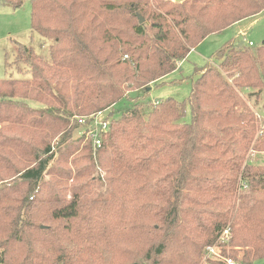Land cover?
<instances>
[{
    "label": "trees",
    "instance_id": "1",
    "mask_svg": "<svg viewBox=\"0 0 264 264\" xmlns=\"http://www.w3.org/2000/svg\"><path fill=\"white\" fill-rule=\"evenodd\" d=\"M151 1L31 0L30 29L49 41L48 58L19 46L14 65L29 80L0 81V264H199L229 222L230 258L239 247L241 264H264V167L245 163L244 193L237 211L230 207L248 152L264 151V123L236 92L264 93V42L233 40L216 52L217 66L195 71L189 123L172 99L142 106L132 98V108L109 121L100 148L84 142L90 157L73 159L74 180L84 182L67 194L63 181L72 175L58 165L84 141H71L79 118L88 124L129 102V93H145L206 37L264 11V0H202L197 10L199 0ZM67 83L72 105L60 88L57 108L22 101ZM16 125L17 137L7 136ZM44 133L60 135L64 150L51 168ZM14 156L20 165L7 167ZM96 165L104 182L89 178Z\"/></svg>",
    "mask_w": 264,
    "mask_h": 264
},
{
    "label": "rangeland",
    "instance_id": "2",
    "mask_svg": "<svg viewBox=\"0 0 264 264\" xmlns=\"http://www.w3.org/2000/svg\"><path fill=\"white\" fill-rule=\"evenodd\" d=\"M170 5L181 4L185 2L193 3L194 0H164ZM154 0L151 1V4ZM204 4L202 0L197 2L196 10L198 7H202ZM30 12H31V0H23L22 5L18 9H13L9 7H0V81L6 79L12 80H29V75L23 76L17 71V66L14 65V60L17 56V51L19 46H23L26 48L33 49L38 55L43 57L44 59L48 58V47L49 41L41 38L37 34H35L30 29ZM255 17V16H253ZM249 17L240 21V24L225 29L224 31L216 34H212L206 37L198 46L192 49L187 57L181 61L180 63L176 64V70L169 75L165 76L155 84H150L149 91H142L138 92H131L127 95V100L121 101L117 104L114 108L106 109L102 111V114H99L95 119L94 114L91 116L89 123L85 122L84 118H79L80 124L82 127L78 128L74 131V134L71 136V141H74L81 136H84V141L79 144V150L73 155L69 156L66 161H63L62 164H59L60 170H67L70 171L72 175V179L63 181L64 185L67 187V194L69 196V189L74 184H80L84 182V178L76 181L74 180L75 175V166L73 159L79 158L81 155L88 153L84 142L87 141L89 138V133L91 130L97 131L98 128L102 125L101 121L106 120V122L111 120V118H117L119 114L127 112L129 109L132 108L131 100L135 96H139V102L143 105H152L155 102L172 99L175 102L184 106L185 115L183 117V121L189 123L191 121V114H190V107L188 103L189 96L191 94V86L192 82L196 80L198 76H196L195 71L197 69L206 67V66H217L218 62L215 61V54L219 51L224 44L229 43L236 39H244L245 43L249 45V41L252 42L251 48H256L257 46L261 45L264 42V11L261 12L258 16L256 15L255 18ZM241 31L242 34L238 35ZM126 59L125 55L122 57V60ZM228 82L231 84L232 79H229ZM30 84V82H29ZM33 86V84H31ZM61 89L62 92V99L69 101L72 105V98H73V84L67 83L64 87L58 86L55 91L52 93H43V95H39L37 91H30L25 96L27 99L22 100L27 105L32 106L35 109H46L47 107L50 108H57L58 103L56 100L60 99L59 97V90ZM238 92L242 104L246 106L249 110L254 113L256 118L257 124H261L264 121V93L257 92L255 89H236ZM19 97H22V92H18ZM129 96V97H128ZM17 97V96H16ZM24 97V96H23ZM29 98V99H28ZM32 99V100H31ZM36 99V100H34ZM151 107V106H149ZM62 109V108H60ZM72 111L74 110L71 108ZM257 116V117H256ZM57 117H60L63 120H67V116L63 114H57ZM94 119V120H93ZM101 123V124H100ZM12 126H9V129ZM109 128V125H108ZM108 128L105 129L106 132ZM17 129L18 126H14L10 132H7V136L9 137H17ZM15 131V132H14ZM49 132V131H48ZM104 132V133H106ZM102 133V134H104ZM99 133V137L102 136ZM258 133L255 134V139H257ZM43 139L50 145V155L52 159L49 163V168L55 165L58 156L64 151L63 147L60 146L61 143V136L56 135L53 136L51 133L47 135L44 133L42 135ZM91 147L94 149V144L91 139ZM10 148H8V151ZM85 152V153H84ZM249 158L244 161L238 176H237V184L236 188L232 195L231 200V212L237 211L240 201L241 195L244 193L243 190H240V180L243 178L244 174V166L245 163L248 162L253 166H260L264 167V151L250 153L247 154ZM87 157H90V154H87ZM250 158L252 160H250ZM9 159V157L7 158ZM19 158L14 156L12 159V163H9L7 160V167L14 164L15 166L20 165L18 162ZM79 167H85V162L78 163ZM3 167V165H0ZM3 169V168H2ZM105 170L100 166L96 165L94 170L89 174V178H97L99 176L102 181L104 182L105 177ZM44 180L49 182V176L45 175ZM104 186V185H103ZM102 194H105V189H103ZM35 193V192H34ZM33 194V193H32ZM103 197V196H100ZM235 204V206H233ZM228 227V228H227ZM227 229L224 233L218 234L217 237L213 240V244L211 247V253L209 255L207 252V248L203 250L201 254V259L199 264H227L226 259H229V251H230V242L232 240V229L230 222L225 225ZM224 233V235H223ZM225 250V253H224ZM233 250L235 251L234 257L230 258L235 263L241 264L242 262V254L241 249L239 247H234ZM127 262L122 261V264H126Z\"/></svg>",
    "mask_w": 264,
    "mask_h": 264
},
{
    "label": "built area",
    "instance_id": "3",
    "mask_svg": "<svg viewBox=\"0 0 264 264\" xmlns=\"http://www.w3.org/2000/svg\"><path fill=\"white\" fill-rule=\"evenodd\" d=\"M249 45H252V43L251 42H249ZM125 58H127V56H125ZM157 102H155V104H156ZM99 114H102V112H98L95 116H94V119L99 115ZM257 117V116H256ZM93 119V120H94ZM102 122V125L100 126V128H98V130L97 131H94V130H91L90 131V133H89V138L90 139H92V141H93V144H94V147L95 148H100V146H101V140H100V137H99V133L100 134H102V133H104V132H106V130L105 129H107L108 128V125H109V120L106 122V120H104V121H101ZM263 123H264V121H263ZM262 123V124H263ZM101 124V123H100ZM263 126H264V124H263ZM250 153H252V152H250ZM254 153V152H253ZM250 160H252L251 158H250ZM226 232V230L224 231V233ZM224 233H223V235H224ZM227 233V232H226ZM207 252H208V254L207 255H209L210 253H211V247H208L207 248ZM226 262H227V264H237V263H235L232 259H226Z\"/></svg>",
    "mask_w": 264,
    "mask_h": 264
},
{
    "label": "water",
    "instance_id": "4",
    "mask_svg": "<svg viewBox=\"0 0 264 264\" xmlns=\"http://www.w3.org/2000/svg\"><path fill=\"white\" fill-rule=\"evenodd\" d=\"M178 1H180V0H178ZM139 23L141 24V23H143V19L142 18H139ZM150 90V88H147V91H149Z\"/></svg>",
    "mask_w": 264,
    "mask_h": 264
},
{
    "label": "crops",
    "instance_id": "5",
    "mask_svg": "<svg viewBox=\"0 0 264 264\" xmlns=\"http://www.w3.org/2000/svg\"><path fill=\"white\" fill-rule=\"evenodd\" d=\"M258 16V15H257ZM256 17V16H255ZM255 17H253V18H255ZM243 22V21H242ZM241 22H239V23H237V24H240ZM234 25H236V24H234ZM233 25V26H234ZM243 33V31H241L238 35H240V34H242ZM249 42H251V41H249ZM252 43V42H251Z\"/></svg>",
    "mask_w": 264,
    "mask_h": 264
}]
</instances>
